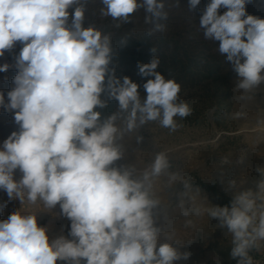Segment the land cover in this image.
Listing matches in <instances>:
<instances>
[{
	"label": "clouds",
	"instance_id": "9594fccd",
	"mask_svg": "<svg viewBox=\"0 0 264 264\" xmlns=\"http://www.w3.org/2000/svg\"><path fill=\"white\" fill-rule=\"evenodd\" d=\"M200 2L188 0V11ZM249 2L210 0L199 19L204 38L218 42V52L231 63L237 90L243 93L264 84V19L247 14ZM101 4L103 16L124 23L143 9L149 37L166 31L164 0ZM86 5L87 0H0V57L17 42L22 45L7 103L0 91V108L12 112L18 125L0 145V190L22 207L25 201H41L49 210L59 205L71 222V239H50L36 215L14 211L0 220V264H175L187 259L189 253L160 239L172 235L159 222L155 182L162 176L169 188L183 185L177 193L183 216L206 213L217 219L230 235V257L237 264H254L250 252L264 247V178L255 190H239L230 181L229 187L237 189L230 206L193 203L189 208L185 198L194 201L193 192L200 189L170 171L165 152L143 169L116 165L125 156V136L154 121L174 132L175 118H186L191 108L178 100L180 84L157 71L155 55L150 63L138 64L139 74L151 77L143 84V98L130 77L118 78L110 67L115 55L111 33L83 26ZM9 68L0 65V72ZM111 100L118 107L104 115L98 109ZM142 140L136 136L137 143ZM257 171L264 177V168ZM6 206L0 203V212Z\"/></svg>",
	"mask_w": 264,
	"mask_h": 264
},
{
	"label": "rangeland",
	"instance_id": "374dc122",
	"mask_svg": "<svg viewBox=\"0 0 264 264\" xmlns=\"http://www.w3.org/2000/svg\"><path fill=\"white\" fill-rule=\"evenodd\" d=\"M164 2L169 13L165 22L166 31L155 36L166 37L171 41V50L179 46L198 61H203L210 54L215 55L222 60L226 73L233 71L231 63L218 52V42L206 40L199 28V19L210 0H201L191 13L188 11V0H179V6L177 0ZM102 7L101 0H87L83 26H95L103 33H111L112 42L126 36L140 35L150 27L145 23L146 13L143 9L137 10L131 15L130 22L124 23L103 16L100 11ZM72 11L69 9L70 13ZM218 11L223 14L225 9ZM246 12L264 19V0H250ZM21 47L17 42L11 51H5L4 56L0 57V65H10L7 72H0V91L5 94L6 103L7 92L14 86L12 81L17 74L15 57ZM236 85L237 77L234 74L225 88L190 89L181 86L178 100L188 103L191 114L186 118H175L178 127L174 132L154 121L136 133L125 136L122 141L126 148L125 156L116 165L135 164L143 169L157 153L165 152L172 165L170 171L179 173L193 185V189H200V193L193 192L194 201L185 198V207L189 208L193 203L198 207H224L222 195L233 199L237 190L229 187V182L233 180L239 190H255L257 182L264 178L257 171L264 168V84L251 93L237 90ZM138 90L143 98L146 95L143 85ZM237 113L241 115L237 117ZM13 131H18L13 113L0 108V145ZM137 135L143 137L142 142H136ZM19 176L17 171L15 178L19 179ZM198 181L204 184H196ZM166 184V176L155 182L156 195L161 200L159 222L172 233L170 239L162 234L161 242L172 243L181 253H189L187 259L175 264H208L205 262L210 257L206 241L212 240L211 230L222 228L219 221L206 213L183 216L177 196L183 190V185L177 183L169 188ZM4 202H7V206L0 212V220H6L14 211L20 210L23 214L36 215L38 225L47 228L50 239L60 235L71 239L68 236L71 222L60 214L59 205L49 210L44 208L41 201L36 204L25 201L22 207L19 200L9 201L7 194L0 190V203ZM57 264L64 262L57 261Z\"/></svg>",
	"mask_w": 264,
	"mask_h": 264
},
{
	"label": "trees",
	"instance_id": "16d2710c",
	"mask_svg": "<svg viewBox=\"0 0 264 264\" xmlns=\"http://www.w3.org/2000/svg\"><path fill=\"white\" fill-rule=\"evenodd\" d=\"M112 44L115 55L110 67H114L115 75L118 78L128 76L140 87L151 77L141 76L138 64L150 63L153 55L160 61L157 71L165 78L174 79L185 88H225L228 87L235 74L233 71L226 73L222 60L215 55L210 54L203 61H198L195 57H190L187 50H181L179 46L171 50V41L166 37H149L146 32L137 36H126ZM151 48H155L156 52L152 53ZM117 107L118 102L111 100L107 108L98 110L107 115L115 111ZM196 184L203 185L204 183L198 181ZM222 197L225 204H231L232 200L224 195Z\"/></svg>",
	"mask_w": 264,
	"mask_h": 264
},
{
	"label": "crops",
	"instance_id": "0c3cea01",
	"mask_svg": "<svg viewBox=\"0 0 264 264\" xmlns=\"http://www.w3.org/2000/svg\"><path fill=\"white\" fill-rule=\"evenodd\" d=\"M233 200V199H230ZM231 204H225V206H230ZM212 240H207L209 258L206 259L208 264H222L232 258L229 255L231 243L230 235L228 234L227 228H221L219 230H211Z\"/></svg>",
	"mask_w": 264,
	"mask_h": 264
},
{
	"label": "built area",
	"instance_id": "2783aa9c",
	"mask_svg": "<svg viewBox=\"0 0 264 264\" xmlns=\"http://www.w3.org/2000/svg\"><path fill=\"white\" fill-rule=\"evenodd\" d=\"M250 255L253 257L254 264H264V247H261L260 250H253L250 252ZM222 264H237L236 259H231Z\"/></svg>",
	"mask_w": 264,
	"mask_h": 264
},
{
	"label": "bare ground",
	"instance_id": "6f19581e",
	"mask_svg": "<svg viewBox=\"0 0 264 264\" xmlns=\"http://www.w3.org/2000/svg\"><path fill=\"white\" fill-rule=\"evenodd\" d=\"M264 129V128H263Z\"/></svg>",
	"mask_w": 264,
	"mask_h": 264
}]
</instances>
